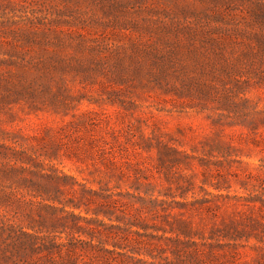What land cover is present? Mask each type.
<instances>
[{
  "label": "rangeland",
  "instance_id": "374dc122",
  "mask_svg": "<svg viewBox=\"0 0 264 264\" xmlns=\"http://www.w3.org/2000/svg\"><path fill=\"white\" fill-rule=\"evenodd\" d=\"M263 3L0 0V31H50L0 55V72L26 86L19 96L0 81V195L29 200L36 217L48 202L91 218L98 197L83 198L82 183L108 188L115 214L130 216L146 195L138 183L152 182L167 231L148 226L145 264L174 261V248L197 251L182 264H264V126L248 123L264 115ZM72 213L53 212L57 235L72 236Z\"/></svg>",
  "mask_w": 264,
  "mask_h": 264
},
{
  "label": "trees",
  "instance_id": "16d2710c",
  "mask_svg": "<svg viewBox=\"0 0 264 264\" xmlns=\"http://www.w3.org/2000/svg\"><path fill=\"white\" fill-rule=\"evenodd\" d=\"M253 12L258 18L264 19V3L258 5L257 9H254ZM49 33L50 31L44 29L3 27L0 31V55H8L13 60L15 56L20 55V51L30 49L34 43L44 44L45 37ZM256 38L257 42L259 40L264 45L263 36L257 35ZM249 51H253L252 48L247 49V54ZM257 58H260V54H257ZM21 76L12 72L9 75L0 72V81L6 79L5 86L14 88L16 90L15 94L21 96L23 88L26 87L24 82L19 81ZM11 95V92H7L6 94V96H9L8 98ZM248 123L254 124V126H258L259 124L264 126V115H251ZM13 153L17 154V152ZM11 169L7 170L10 172ZM50 179H52V176L49 177ZM80 184L83 198L86 199L84 196L86 191L98 197L97 209L93 210L94 216L100 213L104 214L108 217L109 222H104L94 216L90 218L78 215L66 209L65 206L60 207L48 202L42 205L50 209V215L46 216L43 212L38 211V217H36L32 210L26 211L25 209V205L28 204L29 200L13 198L9 193L0 195V264L11 263L16 260L23 262L31 260V264H77L78 261L84 264H145L147 259L142 255L147 254L153 258L156 257L152 253L150 241L145 237L154 238L157 235L148 233L147 228L148 226H153L155 230H162V234H158V236H164V232L167 229L163 228L162 224L154 222V219L164 218L167 214L162 213L166 211L163 207V203L166 202L165 200L158 198V196L147 199L150 191L154 192V184L152 182L138 183L139 186L145 187L144 192L146 195H138L141 203L139 206L134 207V212L130 216L115 214L111 206H118L121 200L114 198L113 192H106L109 191L108 188H106V191L87 190L84 184ZM127 194L131 195L130 192ZM94 200L92 198L90 202L87 200V204ZM40 202L42 203L43 201ZM179 202L182 203L184 201ZM70 204L76 208H80L81 206L79 203H75L74 200ZM108 205H110L111 209ZM57 210L67 212L68 214L72 213L74 219L72 223L74 229L72 236L64 237L57 235L55 232L54 227L58 222L52 216L53 212ZM89 210L86 209L87 212ZM60 217L58 220L62 222L67 216L63 217L61 215ZM150 219L153 220L149 221ZM80 220H85L86 224H80ZM92 222H96L94 223L95 227L90 226ZM101 222H104L102 225L107 228H100ZM108 224L110 228H108ZM176 225L179 227L178 230L184 234H189L190 229L187 222L177 220ZM128 232L134 234L135 237H129ZM82 234L89 235V237L83 238ZM165 239L171 241L180 240L179 237L175 238L171 236H165ZM108 244H111V246H108ZM7 251L10 254H7ZM172 252L176 255L174 261L169 259L167 262L160 264H182L185 258H193L197 251H182L174 248ZM85 254L89 255L93 259V262L84 259L83 255ZM195 260L198 261V259Z\"/></svg>",
  "mask_w": 264,
  "mask_h": 264
}]
</instances>
